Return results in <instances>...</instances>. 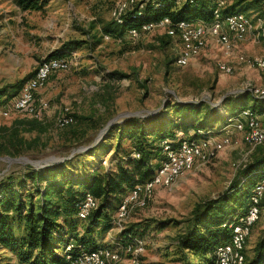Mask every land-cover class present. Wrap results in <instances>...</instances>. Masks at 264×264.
I'll list each match as a JSON object with an SVG mask.
<instances>
[{"label":"rangeland","instance_id":"rangeland-1","mask_svg":"<svg viewBox=\"0 0 264 264\" xmlns=\"http://www.w3.org/2000/svg\"><path fill=\"white\" fill-rule=\"evenodd\" d=\"M33 1L38 6L35 10L22 7V0H0V88L29 75L34 77L39 66L67 42L72 43L69 54L58 59L70 61L69 69L52 72L46 85L33 93L37 95L38 108L41 102L48 104L47 109H39L38 117L12 108L19 93L8 102L0 98V182L12 179L19 183L22 175L32 168L44 169L57 164L64 165L66 175L74 179L98 169L103 171L110 166L114 153L110 154L111 149L104 153L101 146L109 142L116 145L118 135L111 130L127 119L140 120L149 129L167 126L170 121L187 125L193 131L185 136L177 131L178 137L185 138L180 143H206L209 159L196 163L193 169L173 181L162 182L151 194L140 189L137 200H131L134 190L143 188L149 181L126 191L122 196V199L129 196L126 212L121 213V204L118 212L110 213L111 228L106 233L96 231L93 235L94 242L100 246L97 248L119 253L115 264H133L134 259L139 264H184L178 238L188 230L195 206L216 200L227 192L256 147L264 146V141H254L251 136L248 118L251 110H245L226 125L230 98L244 92L264 97V71L251 66L253 60L264 57L263 2L262 9L257 6L252 11L250 7L251 11L236 13L247 17L249 28L245 39L235 43L229 54L209 32L213 21L193 23L206 28L202 39L206 48L191 55L189 42L183 39L182 32H173L164 21L145 30L131 29L122 36L104 34V24L118 21L120 14L124 15L140 0ZM182 58H186V65L179 63ZM221 66L229 69L223 70ZM197 107L200 110L195 112ZM65 112L70 115L71 123L62 126L60 118ZM212 112L226 119H220L216 134H210L205 140L188 139L203 127V122L210 121L208 116ZM257 116V121L264 122V115ZM17 121L39 124L35 130L30 125L18 126L17 140L26 144L15 149L11 133L6 129H12ZM110 123L112 126L101 137ZM213 123L208 124L211 130ZM215 140H220L219 146ZM179 144L171 149L177 150ZM123 145L128 147L131 143L124 140ZM168 145H171L168 141L163 143L165 160ZM156 167L154 162V170ZM263 182L264 176L255 186L250 184L249 205L242 215L253 208L255 197L264 194ZM246 187L247 180L240 178L239 190L244 191ZM75 191L84 189L75 186ZM86 198L87 195L81 204ZM263 198L264 195L257 219L243 245L245 257L246 253L248 257L254 254L264 231ZM242 215L230 225L231 239L227 246L218 248L217 264H220L221 252L232 257L236 254L233 225L244 218ZM132 225H139L138 238L132 239L136 246L127 253L124 246L131 242L120 241V229ZM23 228V224L15 225L17 237H21ZM69 247L72 246L66 252ZM0 264H21V257L0 246Z\"/></svg>","mask_w":264,"mask_h":264},{"label":"trees","instance_id":"trees-1","mask_svg":"<svg viewBox=\"0 0 264 264\" xmlns=\"http://www.w3.org/2000/svg\"><path fill=\"white\" fill-rule=\"evenodd\" d=\"M217 2L218 0H140L120 16L118 21L112 20L104 24L102 30L105 35L117 37L131 29L141 30L143 26L168 19L169 27L179 34L177 26L180 23L213 21ZM262 2L263 0H233L222 14L227 16L244 13L250 7L253 11V7L257 6L262 9ZM21 4L25 9L38 8L33 0H22ZM71 46L70 42L63 44L48 59L69 54ZM31 78L33 75L1 87L0 98H5L6 102L13 99ZM227 104L229 113L226 125L245 110H251L255 117H258L257 114L264 115V97L250 92L230 98ZM199 110L197 107L195 112ZM208 117L211 118L210 121L203 122V127L198 128L188 139L205 140L210 134H216L220 119L226 120L216 112ZM209 123L214 124L212 130L209 129ZM38 124L37 121H17L12 129H6L11 133L13 148L24 147L26 144L17 140L18 126L30 125L35 130ZM145 124L132 118L111 130L117 132V143L113 146L109 142L101 146L104 153L109 149L110 154L114 153L110 166L104 167L103 171L98 169L83 178L74 179L66 175L64 165L57 164L44 169L32 168L22 175L19 183L12 179L0 182V246L19 255L21 264H65L66 248L69 245L72 248L68 254L72 257L100 247L94 242V232L106 233L111 228L110 213L114 210L118 212L126 191L154 178L158 167L165 160L163 143L168 141L171 143L169 147L173 148L185 139L178 137L177 131H182L183 135L193 131L191 127L183 124L180 126L174 121H170L167 126L159 125L152 129L145 128ZM124 140L131 145L125 147ZM263 176L264 146H258L227 192L216 200L195 206L188 230L178 238V248L182 252L184 264H217L218 248L231 239L230 225L248 208L250 184L255 186ZM242 177L247 180L248 186L244 191L239 190ZM75 186L82 187L84 191H75ZM87 194L95 198L97 206L89 215L83 216L79 207ZM261 208L264 209V198ZM16 224L24 225L21 237H17ZM138 227L139 225H132L120 229V241L138 238ZM80 231L82 233L78 236ZM248 256L246 253L244 264H264V231L256 243L254 254Z\"/></svg>","mask_w":264,"mask_h":264},{"label":"bare ground","instance_id":"bare-ground-1","mask_svg":"<svg viewBox=\"0 0 264 264\" xmlns=\"http://www.w3.org/2000/svg\"><path fill=\"white\" fill-rule=\"evenodd\" d=\"M228 1L226 0V3L224 0H220L219 3H221V8L216 6V9L214 10V19L213 22L214 24L212 25L210 29V33L219 39V45H221L222 49L225 51L226 54L231 53L233 50L235 43L237 44L238 42H241L245 39L248 28H249V21L247 17L241 15V14H231L224 16L222 12L224 11L225 7L228 5ZM263 7H264V0H263ZM121 16V14H120ZM164 22L166 24H170V21L168 19H165ZM239 22L240 29H241V34L243 35H237L236 34H230V28H223V35H228V37H222L221 34H218V30H213L216 27H223L225 24H237ZM179 25H188V26H194L193 23H180ZM179 25L177 26V29L179 31V34L181 33L179 29ZM202 26V25H199ZM203 27V26H202ZM142 28L147 29V26H143ZM136 30V29H134ZM174 32V30H172ZM206 34L205 29H201L198 31V33L195 36H190V40H187V37L185 36L184 33H182V37L185 41L189 42L190 46V54L191 55H197L199 54L204 48H206V44L202 41L204 35ZM63 60L64 62H51V61H61ZM69 61L64 58L60 59H52L49 61L43 62L39 68L37 69L34 77L30 79L27 83L29 84V89H30V95L28 97L27 101V107H20V108H13L15 111L18 112H26L34 117L39 116V109H47L48 104L41 102L39 105V108L36 106L37 103V95L33 96V93L40 90L43 88L48 79L49 76L52 72H60V71H66L69 69ZM179 63L181 65H186V58L180 59ZM251 66L253 68H256L258 70L264 71V57L258 58L257 60H253L251 63ZM227 67V66H226ZM225 66H221L223 70L226 69ZM41 68V71H40ZM228 68V67H227ZM229 69V68H228ZM26 85V84H25ZM25 85L23 86L22 90L19 93L23 94L25 91ZM38 105V103H37ZM43 111V110H42ZM7 116V113L4 114ZM249 121H250V129H251V136L254 139V141H264V131H262V135H260V129L257 127V123L253 121H257V117L253 115L251 111H249ZM71 123V120L69 119V116L63 115V117L60 118V124L62 126L68 125ZM167 159L163 161V164L159 168V171L157 175L150 180L148 183L143 188L135 189L134 190V196L131 197V200H137V192L143 190L147 194H151V192L157 187L159 184H155V181L163 174H166L169 166L171 164V161L173 157H176L178 155L184 154V155H195V157H190L188 161L182 165L178 166L176 169H172L170 176L168 179H166V182L173 181L175 178L183 175L184 173L190 171L193 169L196 163L198 162H206L209 159V154L207 152V144H199L195 142H182L179 144L177 147V150H172L169 145L167 146ZM264 188V182L262 184ZM259 194V193H258ZM264 195V194H263ZM263 195L259 197H255L253 199V208L248 211L246 215H242V219L240 221L233 225V246L237 250L236 254L232 257L226 252H221L220 254V264H221V259H224V264H244L245 263V256L243 254V245L245 240L247 239L251 226L253 225L254 221L257 219L258 215V209H259V204L260 200L263 197ZM88 198H86V201L80 205V212L82 213L81 215L87 216L89 213L92 211V209L96 208L97 202L95 198L87 194ZM130 200H127V204H125V200L122 202V206L120 207V210L122 213L126 212V209L129 205ZM125 205V206H124ZM124 206V208H123ZM123 208V211H122ZM249 224V225H248ZM247 228V230H243L244 228ZM129 244L128 246L125 247V251L127 253H131L134 250V247L136 246L135 243H132L133 240L129 239ZM227 246V245H225ZM72 247L68 248L67 251V256L65 263L66 264H115L119 258V253H112V251L106 250V248H97L94 249L93 251L90 252H82L78 254L77 256L72 257L68 253L70 252ZM85 259H92V260H86ZM85 262V263H84ZM133 264H139L137 259L133 260Z\"/></svg>","mask_w":264,"mask_h":264},{"label":"built area","instance_id":"built-area-1","mask_svg":"<svg viewBox=\"0 0 264 264\" xmlns=\"http://www.w3.org/2000/svg\"><path fill=\"white\" fill-rule=\"evenodd\" d=\"M217 5L221 6V3H218ZM223 28H230V34H236V36L237 35H243V34H241L239 22L237 24H225V25H223V27H216L213 30H218V34H221L222 37H228V35H223ZM179 29L182 33L185 34V36L187 37V40H190V36H195L198 33V31H200L201 29H206V28H199V27H197V25H195V26L179 25ZM135 35L136 34H133L132 36H135ZM132 36H130V37H132ZM51 62H64V61L61 60V61H51ZM40 71H41V68H40ZM29 96H31L29 84L26 83L25 91L23 92V94H20V96H18L17 99L12 103V108L27 107V101H28ZM70 118L71 117L69 115V119ZM253 122L257 123V127L260 128V135H262V129H264V122L263 121H253ZM215 141H217V145L219 146L220 140H215ZM190 157H195V155L181 154V155H178L176 157H173L167 173L161 175L155 181V184L161 183L162 181H165L166 179H168L170 176L171 170L176 169L178 166L184 165ZM132 196H134V194ZM128 197L129 196H126V198H125V204H127V198ZM124 206H123V208H124ZM123 208H122V211H123ZM120 214L117 215L118 218H120ZM247 228H248V226L246 228H244L243 230H247ZM86 260H92V259H85V261ZM221 264H224V259H221Z\"/></svg>","mask_w":264,"mask_h":264},{"label":"water","instance_id":"water-1","mask_svg":"<svg viewBox=\"0 0 264 264\" xmlns=\"http://www.w3.org/2000/svg\"><path fill=\"white\" fill-rule=\"evenodd\" d=\"M112 126V123H110L104 130V132L102 133L101 137L110 129V127ZM100 137V138H101Z\"/></svg>","mask_w":264,"mask_h":264},{"label":"crops","instance_id":"crops-1","mask_svg":"<svg viewBox=\"0 0 264 264\" xmlns=\"http://www.w3.org/2000/svg\"><path fill=\"white\" fill-rule=\"evenodd\" d=\"M250 35H252V32H251V33H249V36H250ZM259 35H260V33H259V34H257V36H256V37H258ZM249 36H248V37H249ZM247 49H248V47H247ZM247 68H248V67H247ZM249 69H250V68H249ZM260 117H261V116H260Z\"/></svg>","mask_w":264,"mask_h":264}]
</instances>
